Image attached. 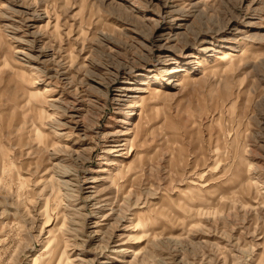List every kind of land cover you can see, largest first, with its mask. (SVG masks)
Segmentation results:
<instances>
[{"label":"rangeland","instance_id":"rangeland-1","mask_svg":"<svg viewBox=\"0 0 264 264\" xmlns=\"http://www.w3.org/2000/svg\"><path fill=\"white\" fill-rule=\"evenodd\" d=\"M177 65L194 80L171 89ZM141 75L166 94L146 98ZM26 88L57 106L38 124L70 135L58 166L17 125ZM115 98L141 103L125 161L101 160L122 125ZM0 148L12 170L0 173V264H46L63 222L41 212L52 191L78 242L71 264H105L94 258L108 247L119 264L126 240L135 264H264V0H0ZM94 210L110 215L100 237Z\"/></svg>","mask_w":264,"mask_h":264},{"label":"bare ground","instance_id":"bare-ground-1","mask_svg":"<svg viewBox=\"0 0 264 264\" xmlns=\"http://www.w3.org/2000/svg\"><path fill=\"white\" fill-rule=\"evenodd\" d=\"M159 48H161V46H159ZM224 58H225V56L224 57L221 56V57H218V60H223ZM196 63L198 65L202 64L201 61L199 60V58L196 59ZM164 65H165V62H164ZM163 67H165V66H163ZM180 67H181L180 65H177L173 68L166 70V75H169L172 78L174 77V80L170 81V84L168 83L169 84L168 87L171 89L177 88L178 86L184 84L185 81L194 80V76L192 77V73H190V71H188L187 68L180 69ZM180 72L182 74H180ZM159 74H161V73H159ZM141 76L142 77L139 78L140 81H138V82H140V83H138V85H144L145 86L142 90L145 93H148L146 98H148V96L150 94H153L154 92H157L160 94L162 93L163 95L166 94L165 90H163V91L160 89L156 90L153 87V83L151 81L152 79L151 80L148 79V77H146L145 75H141ZM145 78L148 79V81H146ZM26 90L28 92H30L31 96L32 95L33 96L25 98L27 100L23 101L24 102L23 110H22V112L17 114V119H19V120H17L18 121L17 125H19L20 127H24L25 124H29L32 127L30 137L34 138V141L37 145V151H44L47 153L50 152V154L54 156L53 159L55 161L52 163V165L58 166L61 163L60 161H62V160H60L56 156V154H57L56 149L57 150L58 149L63 150L64 148H68L69 146L67 145V141H69V139L67 137L70 135H68L66 132L64 133V132L60 131L59 129H61V128H58L57 126L56 127L53 125L52 126H47V125L43 126L41 123L38 124V121H40V118H42L44 116V110H46V114H48L47 112H48L49 108L55 109L57 106L55 103H51V104L47 103V101L44 97L36 98L37 95H35L34 88H32V91H30L31 89H29V88L28 89L26 88ZM127 90H128V92H127ZM135 90H139V89H137V88L125 89L124 86H118V88L116 89V91L120 92L119 97H121V96L129 97L128 96L129 93H132ZM167 93H169V92H167ZM34 95L36 97H34ZM142 98L145 99V96H143ZM115 100H117L116 102L119 105L120 110L122 112V116H120L118 118L117 122L122 123V125L121 124L117 125V128L113 132V136L115 139L111 142L110 145H108L106 147V149L104 151L105 153L101 155L102 156L101 160L108 159V158L111 159L112 157L115 158V156H116V157H122L123 161H125V159L127 158V155L129 154V151H130V148H129L130 144H131L130 136H131V133L134 132L135 127H136L135 121L133 119L135 116L140 114L138 112V109H139L141 103H139V102H136L134 104L126 103L128 100L118 99V98L117 99L115 98ZM21 104H22V102H20V104H19L20 107H22ZM129 109H130V112H127ZM68 112H70L71 114H74V113H77L78 110L72 109ZM51 115H52V113H50V111H49V114L47 116V121H50ZM76 115H73L74 122H73V126L71 127L72 133H75V135L78 137L79 140L80 139L85 140V139H87L88 133L86 132L84 125L82 124V120L80 118L77 119ZM59 123L64 125V123H62V122H59ZM48 124L51 125L50 123H48ZM52 127L55 128L53 137H51L50 134L46 131V130L51 129ZM7 133H8V135H10L11 131H9ZM124 137H126V139ZM58 138H60L61 141ZM45 147H48V149H46ZM7 159H8V157L6 156V154L3 155V152L0 148V173L4 172L5 170H7L9 172L12 171L10 168V162H8ZM111 160H113V159H111ZM103 162H101V163H103ZM111 163H112V165H114V161H112ZM105 164H107V163L105 162ZM112 165H110L108 167L110 168ZM100 166H102V165H98V167L95 169V171H94L95 173L103 172V171H106L107 169H109L107 167H103V166L100 167ZM125 166L122 163V167L125 168ZM111 174L114 175L115 173H111ZM51 178H53V175H51ZM92 178H93L92 181H88L87 178L84 179L83 181H84V183H86V182L87 183H94L96 181L95 180L96 177L94 176ZM57 183L62 184L61 187L63 186V184H65L61 180H57ZM249 183H251V182L248 181V184ZM55 185H56V183H55ZM93 185L94 184H89L87 186V188H95V186H93ZM81 189L83 190V186H81ZM59 193H60V191L59 192L52 191L51 196L54 199L53 202L51 204H47L48 200L46 199V203L44 205H42L43 208L41 210V212H43L44 214H45V212L47 213L49 211H55V213H57L58 217L63 219L62 220L63 222H62L59 230L57 231V233L50 235L48 238V244H47V247L45 249L47 255L44 258V260L46 261L45 262L46 264H60V263L71 264V261L73 260V259H71V256L73 254H75V252L71 253V254H69V252L72 251L71 249H74L75 247L78 246V242L77 243L74 242L70 236H66V233L64 234V232L66 230L64 227L66 226V224L68 222L67 218H68L69 214L66 213L67 209H66L65 205L59 201L61 198ZM64 196H65L64 198H66V199L68 198L66 194H64ZM97 196H99V195L90 194L89 196H87L86 201L89 202L91 200H95L94 205H97L96 208L99 210V212H103L102 210H104L107 207L108 202L104 205L103 204L101 205L103 199H101L100 197H97ZM49 197H48V199H49ZM174 203H175V201H174ZM95 210L93 211L91 216H96V217H90L89 219L93 221L94 227H96L94 229L95 235L100 237L104 231L103 226L105 225V221L110 217V215L109 214H103L102 218L100 219L97 216V214L95 213ZM158 214H161V213L159 212ZM140 221H142V219ZM147 223H149V221H147ZM147 223H146V226H148ZM73 225H75V223ZM74 228L72 226L68 227L69 230L76 231L77 229H74ZM85 235H86L88 241H91L93 239L91 233H89V234L85 233ZM116 236H121V235H117V234L112 235L109 239L110 242L113 240V237H116ZM101 239L102 238H100V240ZM128 242H130V241L126 240V241H122L119 243L120 244L119 246H121L120 252L122 253V259L120 258L121 260L118 261L119 264H135V259H130L128 257L131 256L132 254H136L137 252H135V249H133L132 246L128 245L129 244ZM96 247L99 249L100 244H98ZM109 250H111V249H109V247H108V248L100 251L99 253H96L95 258H94L95 262H102L105 264H107V263L114 264V260H117V259L113 255H111L112 252H107ZM94 260H91V261H93L92 263H94ZM43 264H44V262H43Z\"/></svg>","mask_w":264,"mask_h":264}]
</instances>
